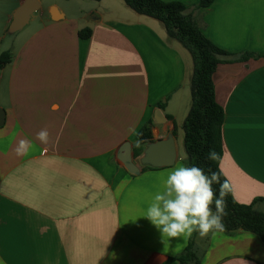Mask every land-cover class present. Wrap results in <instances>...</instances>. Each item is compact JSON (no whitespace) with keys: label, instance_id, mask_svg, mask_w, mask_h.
<instances>
[{"label":"crops","instance_id":"1","mask_svg":"<svg viewBox=\"0 0 264 264\" xmlns=\"http://www.w3.org/2000/svg\"><path fill=\"white\" fill-rule=\"evenodd\" d=\"M23 1L0 0V54H12L0 69V264H179L170 259L190 240L198 264H264V245L253 234L169 238L145 217L167 175L185 166L186 49L122 0L48 1L5 40ZM162 1L189 12L199 0ZM197 19L233 61L212 78L224 110L219 169L237 203L260 199L254 209L264 213V58L234 61L264 53V0H212ZM84 29L90 35L82 40ZM144 126L149 141L172 135L176 159L135 176L120 163L119 148L133 153ZM42 129L46 144L36 138ZM21 139L31 146L17 155Z\"/></svg>","mask_w":264,"mask_h":264},{"label":"trees","instance_id":"2","mask_svg":"<svg viewBox=\"0 0 264 264\" xmlns=\"http://www.w3.org/2000/svg\"><path fill=\"white\" fill-rule=\"evenodd\" d=\"M100 1V0H83ZM123 3L138 15L146 16L160 22L166 35L177 41L189 53L192 60V76L190 81L191 105L183 122V148L185 152V166H197L206 174L217 172L221 183L226 179L219 169V162L223 153L222 125L224 120L223 107L217 102L213 75L219 65L233 61L224 60L230 54L212 44L203 35L198 26V16L207 9L212 0H199L191 11L180 2H164L162 0H122ZM90 30L78 32V37L85 40ZM264 58V53H244L235 62H245L249 59ZM12 54L5 51L0 54V69L11 62ZM138 145L134 148V157L142 151V145L150 140L149 128L144 126L137 132ZM210 150H215L220 159H208ZM149 169V168H145ZM220 185L214 183L213 189L219 196ZM226 215L223 223L226 234L242 231L255 235L264 245V213L256 211L255 200L249 205L239 204L235 201L232 192L226 197ZM215 212V203L210 206ZM179 264H198L199 259L190 240L179 256L170 259Z\"/></svg>","mask_w":264,"mask_h":264},{"label":"clouds","instance_id":"3","mask_svg":"<svg viewBox=\"0 0 264 264\" xmlns=\"http://www.w3.org/2000/svg\"><path fill=\"white\" fill-rule=\"evenodd\" d=\"M48 131L42 129L36 138L42 143L48 142ZM31 146V141L21 139L15 149L17 155L25 154ZM139 146V145H137ZM208 159H220L215 150H210ZM219 184V196L213 189V184ZM233 191L228 179L222 183L220 174L204 170L197 166H179L172 170L164 180L163 191L154 195L146 218L169 238H191L194 232L200 237H206L209 232L225 230L223 216L226 215L225 197ZM215 203V212L210 207Z\"/></svg>","mask_w":264,"mask_h":264},{"label":"water","instance_id":"4","mask_svg":"<svg viewBox=\"0 0 264 264\" xmlns=\"http://www.w3.org/2000/svg\"><path fill=\"white\" fill-rule=\"evenodd\" d=\"M39 10L40 3L38 0H24L14 11L6 33L8 35H13L20 32L28 24L31 16ZM48 14L52 21L58 19L56 17L57 11L55 8H51ZM158 113L157 111V114ZM3 115V111L0 110V127L4 121ZM126 146L127 144H123L119 148L120 163L131 175H138L140 168L160 169L171 167L176 159V151L171 134H168L164 139L144 143L140 155L136 158L133 156V153L122 151Z\"/></svg>","mask_w":264,"mask_h":264},{"label":"rangeland","instance_id":"5","mask_svg":"<svg viewBox=\"0 0 264 264\" xmlns=\"http://www.w3.org/2000/svg\"><path fill=\"white\" fill-rule=\"evenodd\" d=\"M46 1V2H45ZM48 1H51V0H42V4H41V2H39L40 3V8H42V9H45V4L48 2ZM57 2H63V0H59V1H57ZM51 7H53V6H51ZM51 7H49V8H51ZM48 8V9H49ZM48 9L46 10V12L48 11ZM26 28V27H25ZM25 30V29H24ZM23 32V31H22ZM14 36V34L13 35H8V37H6L7 39H5V40H12V38H14L13 37Z\"/></svg>","mask_w":264,"mask_h":264}]
</instances>
